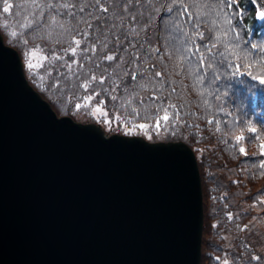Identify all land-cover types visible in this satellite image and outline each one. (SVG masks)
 <instances>
[{"label":"water","instance_id":"1","mask_svg":"<svg viewBox=\"0 0 264 264\" xmlns=\"http://www.w3.org/2000/svg\"><path fill=\"white\" fill-rule=\"evenodd\" d=\"M203 222L188 142L58 114L0 41V264H200Z\"/></svg>","mask_w":264,"mask_h":264},{"label":"trees","instance_id":"2","mask_svg":"<svg viewBox=\"0 0 264 264\" xmlns=\"http://www.w3.org/2000/svg\"><path fill=\"white\" fill-rule=\"evenodd\" d=\"M7 2L13 8L4 13L3 0H0V31L4 41L18 49L33 86L48 99L58 114H69L83 121H97L86 115L83 109L80 112L74 110L73 104L67 100L66 88L63 91L50 88V77L45 76L43 88L38 80L33 82L32 75L26 69L23 53L39 45L47 54L51 44L47 40L36 38V33L43 34V30L39 27L38 10L29 0ZM154 2L156 7H160L170 3V0ZM184 3L188 5L192 19L189 20L188 16L180 17V23L185 25V30L191 35L194 31L192 24L199 22V31L204 33L205 38H197L195 43L205 52L207 59L204 67L200 68L198 56L192 57L189 54L191 65L187 61H180L175 72L169 67L166 79L171 80L176 92L166 103H175L181 120L189 123H181L175 135L161 131L153 134L152 140L184 139L196 152L204 204L200 264H222L224 259L229 264H264V252L260 249L264 245V226L259 224L264 218V168L260 167L264 156L260 155V141L252 139L257 134L264 139V84L247 74L252 72L253 75H264V21L255 16L256 11L264 8V0H256L255 5L250 4L249 0H239L237 7L244 10L243 19L236 16L234 8L227 7V0H184ZM175 11L174 8L173 14H167L164 9L161 10L165 20L169 15L174 16ZM29 20L35 22L31 27H24ZM12 32H16L17 36L13 37ZM156 33L160 34L157 46L163 52L169 32L164 31V24L160 20L153 22L152 34ZM171 35L178 37L179 33L172 31ZM24 39L29 41L27 46L23 44ZM204 44L209 47L215 44V47L208 53ZM254 44L257 47L253 48ZM217 53H223V56ZM209 62L212 63V68L207 67ZM164 63L174 66L176 57L173 56L169 61L165 56ZM237 64L241 68L236 75H232ZM248 64L252 67L246 68ZM38 71L40 74L45 73V69ZM214 73L218 76L217 79L213 78ZM78 94L83 95L84 90L80 89ZM101 98L106 101L105 107L111 116L118 102L111 101L103 93ZM132 107L140 109L135 102ZM120 111L127 116L131 108ZM171 111L174 110L170 109ZM149 112L155 114L154 109H149ZM144 120L145 114L142 112L136 122ZM217 122L220 131H216ZM101 123L108 132L124 133L122 127L113 126L109 130L107 125ZM249 123L258 129V133L247 131ZM241 133L245 136L241 143L248 152L247 156L239 153L240 144L235 140V136ZM229 213L233 217L231 220L228 219ZM244 225H248V228L241 231L240 228ZM253 255L260 256L261 260H251ZM215 257H220V261Z\"/></svg>","mask_w":264,"mask_h":264},{"label":"snow or ice","instance_id":"3","mask_svg":"<svg viewBox=\"0 0 264 264\" xmlns=\"http://www.w3.org/2000/svg\"><path fill=\"white\" fill-rule=\"evenodd\" d=\"M29 2L38 10L39 27L43 30V34L36 33V38L47 40L51 44L47 54L39 45L23 53L26 69L32 75L34 83L38 80L40 87L43 88L45 76L50 77L52 83L49 87L60 91L66 88L67 100L73 104L76 112L83 109L86 115L98 122L102 121L109 130L113 126L122 127L126 135H143L150 140L153 134H159L161 131L175 135L181 123L186 125L189 123L181 120L175 103H166L176 92L171 80L166 79L169 67L171 66L175 72L180 61H187L191 65L189 54L192 57L198 56L197 63L200 68L204 67L207 59L205 52H202L200 46L195 43L197 38L200 40L205 38L204 33L199 31V22L192 24L194 31L191 35L185 30V25L180 23V17L188 16L189 20L192 19L184 0H170V3L160 7L155 6L154 0H29ZM238 3L239 0H227V7L234 8L236 16L243 19L244 10L237 7ZM249 3L255 5L256 0H249ZM11 8L13 5L3 0V12L8 13ZM174 8L176 9L174 16L169 15L165 20L161 10L173 14ZM255 16L258 20L264 21V8L256 11ZM154 20L162 21L164 31L169 32L163 52L156 43L160 39V34H152ZM34 22L29 20L24 27H31ZM172 31L179 33V36L171 35ZM11 35L16 37L17 33L12 32ZM2 40L3 36H0V41ZM23 44L27 46L29 41L24 39ZM203 47L210 53L215 44L211 47L204 44ZM252 47L255 48L257 45L254 44ZM217 55L223 56V53ZM165 56L169 61L175 56L176 64L174 66L165 64ZM207 67L212 68V63L209 62ZM245 67L251 68L252 65L248 64ZM158 68L162 70H157ZM235 68L232 75L239 72L241 65L237 64ZM40 69H45V73L40 74L38 71ZM247 74L253 80H259L264 84V75H253L252 72ZM213 78L217 79L218 76L214 73ZM80 89L84 90L83 95L78 94ZM102 93L111 101L118 102L111 116L105 107L106 101L101 98ZM94 101L96 102L93 103ZM134 102L140 106L139 110L132 107ZM128 108H131V112L127 116L120 111ZM149 109H154L155 114L149 112ZM170 109L174 111L170 112ZM142 112L145 114V120L137 123L136 118L140 117ZM216 131H220L219 122ZM247 131L258 133V129L251 123ZM252 139L260 141V155L264 156V139H261L259 134ZM235 140L240 144L239 153L247 156L248 152L241 143L245 140L243 133L235 136ZM260 167L264 168V162ZM232 218V214L229 213L228 219ZM247 228L248 225H244L240 230L244 231ZM215 259L220 261V257ZM250 259L260 261L261 257L253 255ZM222 264H229V261L224 259Z\"/></svg>","mask_w":264,"mask_h":264},{"label":"rangeland","instance_id":"4","mask_svg":"<svg viewBox=\"0 0 264 264\" xmlns=\"http://www.w3.org/2000/svg\"><path fill=\"white\" fill-rule=\"evenodd\" d=\"M100 122H102V121H100ZM261 220H263V221L259 222V224H260L261 227H263L264 226V218H262ZM260 249L264 252V245H261Z\"/></svg>","mask_w":264,"mask_h":264}]
</instances>
